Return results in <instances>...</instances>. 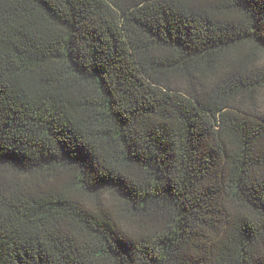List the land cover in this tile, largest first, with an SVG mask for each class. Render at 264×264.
<instances>
[{
	"label": "trees",
	"instance_id": "obj_1",
	"mask_svg": "<svg viewBox=\"0 0 264 264\" xmlns=\"http://www.w3.org/2000/svg\"><path fill=\"white\" fill-rule=\"evenodd\" d=\"M264 0H0V264H264Z\"/></svg>",
	"mask_w": 264,
	"mask_h": 264
},
{
	"label": "rangeland",
	"instance_id": "obj_2",
	"mask_svg": "<svg viewBox=\"0 0 264 264\" xmlns=\"http://www.w3.org/2000/svg\"><path fill=\"white\" fill-rule=\"evenodd\" d=\"M260 63H264V55H261L260 56ZM262 100H264V93H263V96H262Z\"/></svg>",
	"mask_w": 264,
	"mask_h": 264
}]
</instances>
